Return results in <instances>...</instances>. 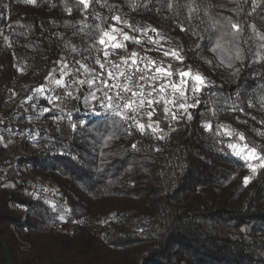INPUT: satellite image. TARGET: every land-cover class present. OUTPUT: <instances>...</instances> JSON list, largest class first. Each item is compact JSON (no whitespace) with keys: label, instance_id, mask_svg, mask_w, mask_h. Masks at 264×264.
I'll list each match as a JSON object with an SVG mask.
<instances>
[{"label":"trees","instance_id":"trees-1","mask_svg":"<svg viewBox=\"0 0 264 264\" xmlns=\"http://www.w3.org/2000/svg\"><path fill=\"white\" fill-rule=\"evenodd\" d=\"M229 20L242 26L238 35ZM103 31L126 47L175 50L200 72L209 86L189 96L191 119L183 111L158 128L145 115L127 114L133 123L96 114L87 83L82 108L53 103L63 73L94 80ZM261 36L264 0H89L87 9L78 0H0V109L20 95L36 118L21 130V162L60 187L54 203L31 204L24 182L0 176V264L5 247L16 264H264V168L253 173L230 147L264 155ZM32 139L39 156L27 155ZM13 227L32 251L19 249Z\"/></svg>","mask_w":264,"mask_h":264},{"label":"built area","instance_id":"built-area-1","mask_svg":"<svg viewBox=\"0 0 264 264\" xmlns=\"http://www.w3.org/2000/svg\"><path fill=\"white\" fill-rule=\"evenodd\" d=\"M116 43V42H114ZM105 45L101 46L100 48V61L104 65V68H101L100 65L98 67L97 73L94 76V80H96V94L98 97L103 98V93L108 92L109 95L113 96V103L114 104H122V101L115 97V90L109 91L108 88H105L104 85L101 83L102 80H107L109 84L114 83H126L127 81L124 80L123 77L119 78L118 81H114L108 78L107 72L113 71L116 72L117 69L114 65H119L121 69L125 71V74H132L133 75V84H135L136 80L141 75H148L154 76L155 68L162 66L164 68H169L170 71L173 72L172 81L179 82V77L177 73L181 71H189L192 68L185 64V60L183 58L182 61L177 60L174 56H164L161 54H154L150 51L149 47L146 44H134L127 46L124 50L121 49L117 50L113 48L111 45H108L107 50L109 51V55L107 57L104 56ZM135 53V60L137 61L140 68H144L147 64L151 69L147 73L144 72H137L135 67H129V65L124 64V60L127 59L129 64H131L132 54ZM196 73L201 74L198 71ZM193 73V72H192ZM202 75V74H201ZM203 76V75H202ZM99 77V79H97ZM164 78H161L154 82L156 87L159 84L164 83ZM146 85L145 90L148 91L147 88V81H141ZM69 89H73L70 88ZM99 89V90H97ZM171 89L169 88L165 94L166 99L173 100V97L170 95ZM193 92L191 91V83L189 84V90L186 92V96L188 97L185 101L187 104L192 105V102L189 100V96ZM73 93L71 91H65L62 95L59 96V101L62 103H66L72 98ZM131 94L129 93V96ZM157 98V97H149ZM54 100V98H53ZM179 99L175 100L176 105L179 103ZM155 105H153L154 108ZM171 108L172 112H175L176 117L179 116L183 109H180L178 106H173L172 104L167 105ZM82 108V106L80 107ZM191 108V107H190ZM189 108V109H190ZM150 109L145 107L138 112H127V114H139L148 116V111ZM94 112L96 114H107L110 116H119L113 112H106L104 108L100 107L98 102L94 103ZM36 118L33 115L26 113L18 104L12 103L8 100L3 109H0V139L4 145V155L0 159V176L5 181L10 180H19L24 182L26 188V198L31 204L36 203L38 200L44 199L48 202L54 203L59 194H60V187L54 183L53 181L44 178L41 175L35 173L33 169V162H29L24 165L21 162L22 157V144L20 140V133L21 130L25 126L33 125L36 123ZM40 120V118H39ZM176 123V119H173L172 116L167 121L166 128H172ZM77 125V123L75 122ZM30 151L27 152V155H30L31 152H35L39 156V149L42 148V145L39 143L37 139H32L29 141ZM26 217V213H25ZM64 221H57L55 222V226L59 228L65 227ZM13 230L16 233V236L19 240V249L22 252H30L32 251V245L23 240L19 234L17 233L15 227Z\"/></svg>","mask_w":264,"mask_h":264},{"label":"snow or ice","instance_id":"snow-or-ice-1","mask_svg":"<svg viewBox=\"0 0 264 264\" xmlns=\"http://www.w3.org/2000/svg\"><path fill=\"white\" fill-rule=\"evenodd\" d=\"M29 2L34 3L35 0H29ZM79 4H82L85 9L89 6V0H78ZM113 19L117 22L120 21L119 16L113 17ZM126 23V22H125ZM229 25L232 29L235 31L231 33V35L235 36L238 35L242 31V26L239 24L232 23L231 20L228 21ZM129 27H132L130 24ZM99 27V26H97ZM254 27V26H253ZM181 30L183 31V27H181ZM153 31L157 32V37H159L161 34L158 30L153 29ZM112 32H121L122 30L116 29L115 25L112 26ZM123 40L129 41L133 40L134 38L129 36L127 33H122ZM262 40H264V36L260 37ZM117 40V37L115 35H112L109 31H103L102 32V38L99 40V43L101 45H105V51L104 56L107 57L109 55V51L107 50L108 45H111L113 48H122L124 47V44L122 43H114ZM135 42L139 43L140 41L136 40ZM149 42H152L151 39ZM219 42H217V48H219ZM213 51H216V49H213ZM169 52H165V55H168ZM171 54L177 59L182 61L183 57L176 52L175 50H171ZM135 53L132 54V60L131 64H129V61L127 59L124 60V64L129 65V67H135L137 72H144L147 73L151 69L146 64L144 68H140L137 61L135 60ZM97 64L100 65L101 68H104V65L101 63L99 59L95 61ZM66 67V66H65ZM82 67L85 69L86 72L91 71L87 68L86 65H82ZM114 67L117 69L116 72L108 71L107 76L109 79L118 81L119 78L123 77L124 80H126V83H114L109 84L107 80H102L101 83L104 85L105 88H108L109 91L115 90V97L122 101V104H114L113 103V96L109 95L108 92L103 93V98L98 97L95 95V92L89 93L88 97H85L84 99L86 101L88 100H95L98 102L100 107L104 108L106 112H113L116 115L121 116L122 119L125 120H131L133 123H136L134 116L127 115V112H138L139 110L147 107L150 110L148 111V116L151 117L153 115V112L155 109L153 108V105L160 104L163 102L165 105L172 104L173 106H178L180 109H183L185 113H188V109L190 107H195V104L189 105L185 101L187 100L186 92L189 90V84L191 83V91L193 94H196L200 91H202L205 87L209 86V82L207 79L202 76L199 73H192L191 70L189 71H181L177 73L179 77V82L172 81L173 72L170 71L169 68H164L162 66L155 68L156 75L154 76H148V75H141L133 84V75L132 74H125V71L120 68L119 65H114ZM63 71V70H62ZM164 78L165 82L159 84L158 87L154 85V82ZM99 79V77H97ZM141 81H147V88L148 91L145 90L146 85L144 83H141ZM57 84L61 83V81H56ZM80 84L87 83L89 88L94 87L96 84V80H80ZM171 89L170 95L173 97V100H168L165 97V94L168 89ZM42 89H38L40 91ZM99 90V89H97ZM129 93L131 94L129 96ZM149 97H157V98H149ZM179 99L178 105H176L175 100ZM197 103L199 101L197 100ZM164 112L166 114L170 113L173 119H176L175 112L171 111V108L165 107ZM188 119H191V114L188 113ZM141 130H143L144 125L140 124L138 125ZM151 127V125H149ZM208 131L212 130V125L207 124L205 126ZM73 128H75V125H73ZM153 132H155L157 129H152ZM228 135H232V133H227ZM160 139H163V137H158ZM240 140H244L243 135H240ZM135 148V145H133ZM230 147L234 150V153L237 157L241 158L243 161H245L246 165L251 169L253 173L257 172L258 168H264V155H261L258 153L256 147H249L247 144H244L240 150L237 149V145L233 144L230 145ZM257 160L259 161L258 164H253L251 161ZM251 180V177H245L244 178V184L247 185ZM63 218V217H61Z\"/></svg>","mask_w":264,"mask_h":264},{"label":"crops","instance_id":"crops-1","mask_svg":"<svg viewBox=\"0 0 264 264\" xmlns=\"http://www.w3.org/2000/svg\"><path fill=\"white\" fill-rule=\"evenodd\" d=\"M62 77V76H61ZM65 80V81H64ZM59 81L62 82V79ZM64 84H60L57 92L55 93V96L57 98V100L53 102H55V104L58 107H65L67 109H69L70 111H76L79 106V102L80 97L83 96L84 91H86V88L84 86V84H80L77 78H73L72 76H70L69 78L63 79ZM75 88V90L73 91V95L72 98L67 101L66 103H62L60 102L59 96L62 95L65 91H67L68 88ZM53 100V99H52ZM167 105H165L163 102H161L160 104H155L154 109L155 111L153 112V115L151 116V122L152 125L155 127H159V128H165V126H167V119L171 117V114L168 113L166 114L164 112V108ZM168 107V106H167Z\"/></svg>","mask_w":264,"mask_h":264},{"label":"rangeland","instance_id":"rangeland-1","mask_svg":"<svg viewBox=\"0 0 264 264\" xmlns=\"http://www.w3.org/2000/svg\"><path fill=\"white\" fill-rule=\"evenodd\" d=\"M121 37H123V36L121 35ZM119 38H120V37H118L117 40L115 41L116 43H120V42L118 41ZM102 46H103V45H102ZM125 48H126V46H124V47H122V48H115V49H117V50H118V49H119V50L121 49V51H122V50H124ZM70 76H72L73 78H77L76 75H74V73H72V72H70V71H67V72H65V73L62 74V77H60V80L62 79L61 84H64V81H65V80L63 81V79L69 78ZM93 78H94V77H93ZM77 79H78V78H77ZM78 80H80V79H78ZM56 84H57V83H56ZM21 87H22V86H21ZM48 87H49V86H48ZM48 87H47V88H48ZM43 88H44V87H42V90H44ZM19 89H22L21 92H24V89H23V88H19ZM15 91H17V90L15 89ZM67 91H68V90H67ZM14 93H15V94H14ZM14 93H13V97H14V98L12 97L10 101H11L12 103H14V104H18V105L20 106V103L16 102L17 97H20V95H18L17 92H14ZM16 93H17V94H16ZM49 94H50V93H49ZM51 96H52V99L54 98L55 101L57 100V98H56L55 95L50 94V97H51ZM96 96H97V94H96ZM28 97H30V96H28ZM30 98H31V97H30ZM52 99H51V100H52ZM53 101H54V100H53ZM53 103H55V102H53ZM183 111H184V110H183ZM168 120H169V118L167 119V121H168ZM166 127H167V126H165V128H166ZM158 128H159V127H158ZM239 150H240V148H239ZM253 161H255L254 164H257V162H258V161H256V160H253Z\"/></svg>","mask_w":264,"mask_h":264},{"label":"water","instance_id":"water-1","mask_svg":"<svg viewBox=\"0 0 264 264\" xmlns=\"http://www.w3.org/2000/svg\"><path fill=\"white\" fill-rule=\"evenodd\" d=\"M79 106L80 107L82 106V102L81 101L79 102ZM5 250H6V259L8 261V264H16L12 254L10 252V250L7 247H5ZM43 264H49V263H43Z\"/></svg>","mask_w":264,"mask_h":264}]
</instances>
